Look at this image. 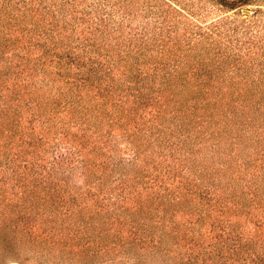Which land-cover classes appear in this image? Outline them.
I'll return each mask as SVG.
<instances>
[{
  "label": "rangeland",
  "instance_id": "374dc122",
  "mask_svg": "<svg viewBox=\"0 0 264 264\" xmlns=\"http://www.w3.org/2000/svg\"><path fill=\"white\" fill-rule=\"evenodd\" d=\"M104 1L151 36L0 0V264H264V0ZM216 22L232 48L190 29ZM156 209L180 231L148 224Z\"/></svg>",
  "mask_w": 264,
  "mask_h": 264
},
{
  "label": "trees",
  "instance_id": "16d2710c",
  "mask_svg": "<svg viewBox=\"0 0 264 264\" xmlns=\"http://www.w3.org/2000/svg\"><path fill=\"white\" fill-rule=\"evenodd\" d=\"M163 1L167 2L168 0H163ZM218 1L221 5H224V6H227L230 8H237L239 6L249 4L250 0H218ZM54 5H55V7H54ZM169 6L172 7V4L169 3ZM50 7L58 8L61 12H63V14H67V17H68V14H70L71 17L69 19H72V20H71V23H70V21H67V24H72L73 28H75V26L78 24H82V25H85L88 27H92V28H94V30L95 29L101 30L102 32H107V33L115 32V33L119 34L122 38L126 39L127 41L129 40L130 44H135L136 42L137 43L143 42V40L147 39L148 36L149 35L151 36V34H152L151 28L148 25H143L144 32L143 31L138 32V30L136 28L131 26L132 20L129 19L131 17H127L128 13L126 12V10L122 6H119L118 4H115V3H109V2L104 1V0H98L97 2L94 1V2L88 3L87 5L81 6L82 8L78 6L77 0H59V2H56L53 0V5L51 4ZM174 10L176 12L180 13V10H178V8L174 7ZM159 11H161V13L164 17V20L161 21V24L167 23V19L170 18L169 14H170L171 10L165 9V7H162V8H160ZM64 12H66V13H64ZM122 15H123V17H122ZM129 16H131V14ZM262 21H264V20H262ZM194 26H197V27L195 28ZM194 26H192L190 28L192 31V34H194L196 37H198L200 39V41L210 42L213 44L229 43L230 48H232L231 44H233L235 35H232L230 33V30L225 31L223 29V25H221V22H216L212 26L207 27L208 28L207 31L206 30L204 31V29L198 24H194ZM126 27H131V30L129 29L130 32H128V35L125 33ZM173 29H175V26L173 27ZM148 32L150 34H148ZM218 35H219V37H216ZM254 38H258L257 40H260L261 43L256 42L255 40H251L250 44H252L253 47L258 45L259 48L264 49V46H259L260 44L264 45V43L262 42L264 40V36L263 37L262 36H254ZM139 40H142V41H139ZM238 41H239V39H238ZM249 49L251 52L255 51L253 48H249ZM218 55H220V57L217 58L218 62L220 64L227 63V62H230L232 60H237L236 57L238 56L237 52H228V53L222 52V53H219ZM239 55H240V53H239ZM211 58L214 59V56L212 54H211ZM222 69L223 68L217 67L213 70L217 71V70H222ZM66 82L67 83H74L75 81L69 82L67 80ZM70 87H72V86L70 85ZM177 89H180V88H177ZM224 90H225V87H224ZM262 93H264V90L262 92L256 91V93L254 94V99L256 100L254 103L256 106V110H259L261 107H264V94H262ZM246 96H248V95L246 94ZM59 99H62V100L57 101ZM73 101H74L73 99H70V102L66 101L65 97H62L60 94V95H57L56 101H52V103L54 105H57V106H60V105L67 106L68 105L70 107H75L77 105L78 106L77 108H80L83 110L86 108L85 105L76 104ZM249 108L250 107H248L246 109L248 110ZM215 111L213 112L214 114L216 113ZM13 115H15V112ZM206 115L210 116L211 114H206ZM220 115L222 116L223 114L221 113ZM254 123L256 124L257 122L254 121ZM257 142H258V144L264 143V139H262V133L259 134ZM60 152H62V151L59 150V154H58L59 157H61ZM62 157H64V156H62ZM206 162L209 164L215 163L214 161L213 162L210 161V159H207ZM247 163L248 162H246L245 165H247ZM245 169H247V167ZM223 176H224L225 181L228 183L230 179L226 178L225 175H223ZM256 177H260L259 173L254 174V178H256ZM221 178H222V176H220V177L218 176L219 181L221 180ZM236 181L240 182V180H235V182ZM261 182H263V181H261ZM229 184H232V182L230 181ZM258 189H264V185L259 186ZM58 199H60V195H55V197H53L51 199V202H50L51 205H58L57 204V202L59 203ZM54 201L56 204L54 203ZM168 205H172V204L168 203ZM150 207H148V210ZM135 209H137V207H135ZM141 213H142V211H141ZM146 213L147 214L144 213L143 216H144V218H147L148 224L154 225L158 230H166V231H168L170 236H174L175 231H178V232L180 231V230H177L178 225L173 222L175 220L174 212L172 213V215H169V216L166 212V214L164 215L166 217H163V218L158 217V215H157L158 209L148 211ZM157 218H159L160 220H157ZM167 223L168 224L171 223V224L168 225Z\"/></svg>",
  "mask_w": 264,
  "mask_h": 264
},
{
  "label": "water",
  "instance_id": "95a60500",
  "mask_svg": "<svg viewBox=\"0 0 264 264\" xmlns=\"http://www.w3.org/2000/svg\"><path fill=\"white\" fill-rule=\"evenodd\" d=\"M246 12H250V10H245Z\"/></svg>",
  "mask_w": 264,
  "mask_h": 264
}]
</instances>
